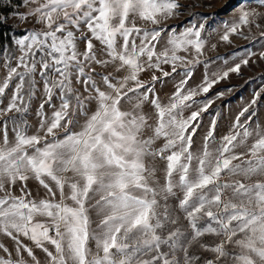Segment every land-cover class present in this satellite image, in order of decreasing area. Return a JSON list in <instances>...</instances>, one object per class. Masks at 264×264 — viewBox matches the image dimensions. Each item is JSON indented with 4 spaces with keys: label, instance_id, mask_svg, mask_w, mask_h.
Masks as SVG:
<instances>
[{
    "label": "snow or ice",
    "instance_id": "snow-or-ice-1",
    "mask_svg": "<svg viewBox=\"0 0 264 264\" xmlns=\"http://www.w3.org/2000/svg\"><path fill=\"white\" fill-rule=\"evenodd\" d=\"M10 3L0 0V5ZM248 3L241 0L238 18L222 21L221 42L232 43L234 35L249 39L244 28L261 27L257 23L261 14ZM256 3L264 6V0ZM22 4L26 11L12 15L42 27L11 38L18 56L0 45L7 70L0 83V104L15 82L7 106L0 108L4 117L0 234L15 246L10 251L0 243V264H41L33 246L46 254L47 264H197L201 258L189 249L205 234L220 239L200 244L213 254L203 264H264V182H222V174L264 176V127L257 124L253 129L249 123L256 116L253 106L260 93L219 142L214 116L202 149L192 150L201 118L215 102L207 94L231 74H241L250 61L255 63L257 54L241 49L201 59L207 40L218 30H206L208 17L189 21L179 31L169 25L183 14L181 0H22ZM6 19L0 15V23ZM94 41L103 47L97 49ZM79 43H84L83 51ZM259 58L264 60V52ZM200 64L203 80L188 87ZM96 65L104 66L106 74L97 72ZM162 65H170L171 71ZM146 69L161 76L154 71L144 81L140 74ZM121 72L126 74L119 78L113 74ZM173 74L180 80L169 102L161 103L155 84ZM74 81L83 91L74 87ZM41 83L39 128L29 135L23 116ZM225 91L231 89L216 93V98ZM200 96L206 99H197ZM146 103L155 109L154 125L143 112ZM125 104L131 108L125 109ZM186 110L190 115H184ZM13 112L17 115L8 116ZM9 123L14 140L9 139ZM77 127L80 130L74 131ZM250 137L254 142L247 152H237ZM161 139L163 146L156 147ZM157 159L166 162L163 185L155 179L154 164L148 163ZM32 178L46 190L45 198L33 197L27 186ZM17 185L19 195L14 192ZM170 198L178 199L190 231L179 224ZM93 212L98 218L95 228ZM90 241H95V252Z\"/></svg>",
    "mask_w": 264,
    "mask_h": 264
},
{
    "label": "rangeland",
    "instance_id": "rangeland-1",
    "mask_svg": "<svg viewBox=\"0 0 264 264\" xmlns=\"http://www.w3.org/2000/svg\"><path fill=\"white\" fill-rule=\"evenodd\" d=\"M20 0H11L10 4L0 5V15H4L7 17L4 23L13 26L15 29L14 33L20 32L18 35L24 32L26 29H40L42 25L35 24L33 21H25L21 22L18 16H13V12L23 13L26 11V8L23 6L22 2L19 3ZM234 0H181V3L185 5L183 10V14L178 18L171 19L168 21L169 25L176 26L177 30L179 31L180 27H187L189 25V21H200L203 17H208V24L206 25V30L211 31L212 29H217L218 31L212 32L211 37L207 40L205 45V55L201 57V59H214L217 56L224 57L226 55H230L233 52H238L241 49H250L252 52H255L257 55L253 57L256 61L248 66L242 67L241 74H231L229 79L221 81L217 84L210 93L207 94V97L214 98L215 102L213 103L212 107L209 108L207 113H204L201 118V126L197 130L196 135L193 137L194 144H193V151L199 152L204 143V136L206 135L207 131L211 126L212 119L216 118V128L214 131V136L216 137L217 142L225 136L228 135L229 132L232 130V125L235 122L236 116L239 112L245 107L248 106L254 98L255 93L259 92V98L257 99V103L253 106L256 110V116L252 118V121L249 123L251 127L255 129L256 125L259 124L261 127H264V60L259 58V53L264 52V37L260 36V32L264 31V6H260L256 3V0H249L248 7L255 8L257 12L261 14V18L258 19L257 23L261 24L260 28H256L252 26L250 31L248 28H244L245 35L249 36V39H244L241 36L234 35L230 39L232 43H224L221 42L219 37L223 34V27L222 21H231L235 18H238L240 12L238 5L241 3V0L237 1L236 3L233 2ZM138 24L144 27L151 28L150 24L144 25L142 21H137ZM17 35V36H18ZM16 37V36H15ZM254 37V38H253ZM97 49L102 48L103 46L99 44V42L94 41ZM212 44H216L217 47L213 49L211 46ZM78 48L80 51H83L85 48L84 43H79ZM16 56L19 55L17 50H13ZM181 55H185L184 53H179ZM242 54V53H241ZM189 58L191 56L189 55ZM238 62V61H237ZM4 59L3 56L0 55V83L7 75V70L3 67ZM13 66H15V61L12 62ZM220 61H217V64H220ZM229 63H232L230 60ZM96 71L100 73H105V67L101 65H96ZM164 70L171 71L170 65H162ZM213 68L216 65H212ZM107 71H112L111 68H108ZM154 69H146L142 72L141 79L144 81H149L151 79V75L154 72ZM106 74V73H105ZM118 78L126 73H113ZM157 76H161L159 71H155ZM204 77V66L203 64L197 65L194 71V75L192 79L189 81L188 87H195L199 84ZM180 80L179 76L173 74V76L169 77H161V79L156 82L155 90L156 95L161 100V103H168L169 98L175 91V86ZM13 85L6 91V96L3 97V103L0 104V108L6 107L11 95H12V88ZM74 87L83 91L81 85L76 84L75 81ZM38 91L36 96L32 99L28 112L23 116V119L27 121L28 124V134H36L39 128V117L36 115V111L39 107V104L42 100V83L38 84ZM231 89V91H225L224 96L222 98H216V93L225 90ZM199 100L206 99L205 96L197 97ZM58 104V101H55ZM195 107V106H194ZM91 108L95 109V104L91 105ZM125 109L131 108L130 104L124 105ZM45 111L51 115V109L48 106H45ZM252 109L249 110V113L245 114V117H241V122H243L246 117L251 113ZM143 112L150 117L149 123L155 124L156 123V113L155 109L150 104H145L143 107ZM216 113H219L216 116ZM17 115L16 113H8V116ZM185 116L190 115V110H186L184 113ZM3 119L4 117L0 116V139L3 137ZM84 118H80V123L83 124ZM79 127L75 128L74 131H79ZM41 136L44 135L43 131L39 133ZM8 135L10 140H14L15 134L12 132V125L9 123L8 125ZM239 139V138H238ZM254 142V138L250 137L248 141H246L245 145L240 146L236 149L237 152H247V146ZM163 139L157 141L156 147L163 146ZM217 145L213 144L212 147L215 148ZM148 163L154 164L156 167L155 179L158 180L160 185L165 183V173L164 169L166 167V162L157 159L156 161H149ZM234 163H239V161H234ZM70 175V174H69ZM241 181L243 183H255V182H264V176L261 175H254L249 178H244L241 176H230L222 174V182H234V181ZM27 186L29 189L32 190L33 197L36 199L45 198L46 190L39 185L38 181L34 178L29 179L27 181ZM155 186V185H154ZM19 185L16 186L14 192L16 195H19ZM178 197H182V193H177ZM226 196H231V190H227ZM57 199L59 196L57 195ZM70 203V201H69ZM169 203L177 208L176 215L179 217V224L190 231L188 229L187 221L184 219V214L178 209V199L177 198H170ZM43 219V218H41ZM92 219L94 223L92 227H96V223L98 222V218L96 217L95 213H92ZM202 221V225H203ZM219 237L213 234H205L203 237L199 239L198 242H193L192 246L189 249L190 254L198 255L201 259L197 262V264H203V260L205 258H213V254L205 251L200 247V244H215L219 242ZM25 243H28L30 246L31 242L25 240ZM0 243L5 244L9 248L10 251H14V241L11 238L0 234ZM89 247L92 249L93 252L96 251L95 249V241L89 242ZM50 250L54 249L52 246L49 245ZM35 255L41 261V264H47L46 254L43 253L40 249H36L33 246ZM2 251H0V255H2ZM26 256V254H25ZM230 264V262H229Z\"/></svg>",
    "mask_w": 264,
    "mask_h": 264
},
{
    "label": "trees",
    "instance_id": "trees-1",
    "mask_svg": "<svg viewBox=\"0 0 264 264\" xmlns=\"http://www.w3.org/2000/svg\"><path fill=\"white\" fill-rule=\"evenodd\" d=\"M239 0H234L233 2H237ZM22 0L19 1L21 3ZM15 28L6 23H0V45L9 48L10 51L14 50V46H12L11 38L17 36L20 32L14 33Z\"/></svg>",
    "mask_w": 264,
    "mask_h": 264
}]
</instances>
